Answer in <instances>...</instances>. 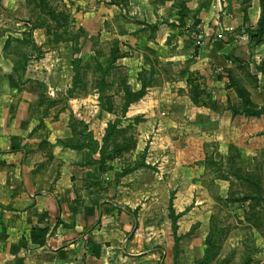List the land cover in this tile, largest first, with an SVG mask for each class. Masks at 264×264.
<instances>
[{
	"label": "crops",
	"instance_id": "obj_1",
	"mask_svg": "<svg viewBox=\"0 0 264 264\" xmlns=\"http://www.w3.org/2000/svg\"><path fill=\"white\" fill-rule=\"evenodd\" d=\"M25 2L0 0V264H180V237L201 252L225 237L229 156H264V111L230 109L232 78L264 110V0H183L182 17L173 0H63L61 26ZM67 28L122 72L79 101ZM240 202L235 224L252 227ZM249 256L264 264V239Z\"/></svg>",
	"mask_w": 264,
	"mask_h": 264
},
{
	"label": "rangeland",
	"instance_id": "obj_2",
	"mask_svg": "<svg viewBox=\"0 0 264 264\" xmlns=\"http://www.w3.org/2000/svg\"><path fill=\"white\" fill-rule=\"evenodd\" d=\"M20 6L28 7L27 13L29 14V17H33V19L35 20L37 19L39 23L43 22L45 17H47L46 14L49 9H56L57 11L66 13V15L68 16L67 19H70V14L65 10L63 0H45L44 3L40 0H26L25 5ZM11 7L16 6L12 4ZM42 7H44L43 10ZM67 29L68 31H66L65 35H63V37H65L66 39H70L73 41L80 36L77 30H73L71 28ZM89 40V43L84 48L82 47V45L80 46L78 44L77 40L75 45L72 42L71 50L69 51L70 57L65 59L70 66L69 81L70 83L74 84H72L74 87L72 89L73 91L71 90L69 98L74 99V101H79L80 99L92 96L93 90L95 86L98 85L100 77H103L104 84L110 85V81L112 80V76L110 73L112 71H114L113 75L115 77L117 76L121 78L122 75V72L115 71V69H111V67L107 70V74H103L99 65L103 67L104 65H107L109 61V54H107L108 45H106L105 43L98 44L99 47L95 48L94 50L96 53V57L94 58L93 52H90L94 49L93 38H90ZM47 91L50 92L49 89H47ZM108 92V90L103 91L104 98L110 97V92ZM67 94H69V92ZM61 98H66V94ZM115 98L116 97H114V99ZM116 99H118V97ZM88 104L89 106L87 108H82V106L79 108L78 106L80 105L75 106L76 112L81 113V115L91 117V115L93 114L92 102L89 101ZM261 110L262 112L264 111L263 109ZM229 157L231 158V160L228 165V169L239 172L245 171L247 175L252 179L254 177V173H257V175H260L261 183L264 185V156L259 159L257 158L256 161L253 160L251 162H247L240 157L237 151H235V153L233 155L230 154ZM227 175V180L229 181L228 196L230 203L227 206L228 208L218 207V213H221V216L225 218L221 223L227 225V229L225 230L226 235L224 237L223 233V236L219 235L218 237H216L218 244L217 246H215V250L213 251L214 253H212V256H214L215 258L216 254L222 250V255H227L225 259L227 260V262H230L229 264H239L244 258L249 260V255L254 252L257 242H259L261 238L262 240L264 239V219H262L263 217L261 216V214L264 213V207H261L258 210V214L254 215L253 217H247V225H251L252 227H242V225L237 227V224L235 223H239L237 214L238 212H240L238 204L241 203L237 198L241 197L242 195L252 193V186L250 185V183H248V181L239 179L235 175ZM224 185L226 187V184ZM251 228L259 230L261 232L260 237H257V235H255V233L251 231ZM199 242L200 245L196 246V248H202L205 243V241L203 240ZM191 246H193V243H191V238L189 236L180 237V243L177 244L175 252L178 259L177 263L190 264L194 261L195 264H207L211 260V258L206 257V251L201 252L198 251L195 246ZM220 259L221 258H218L217 261L215 260V263L222 264V260Z\"/></svg>",
	"mask_w": 264,
	"mask_h": 264
},
{
	"label": "trees",
	"instance_id": "obj_3",
	"mask_svg": "<svg viewBox=\"0 0 264 264\" xmlns=\"http://www.w3.org/2000/svg\"><path fill=\"white\" fill-rule=\"evenodd\" d=\"M40 1H43L44 3L45 0H40ZM173 1L176 7L178 8V13L180 17L185 15V5H184L183 0H173ZM43 9L44 7H42V10ZM46 16L52 19L53 21H55L57 25L59 26L66 24L68 20L67 19L68 16L66 15V13L57 11L56 9H51V10L49 9ZM112 62H114L113 58L112 59L109 58L107 65H104L103 67L99 65L103 74H107V70L111 67ZM103 84H104L103 77H100L98 86L101 87ZM230 84L234 88L237 96L241 99V105L239 107H230L233 114L244 113L245 115H249V116H258L259 114L263 113L261 109H256L255 105L251 102L249 98V93L241 85H239L232 78H230ZM143 92H144V88H142L137 93H130L128 91H125L124 93L125 102L123 105V109L126 107L128 102L136 100L143 94ZM200 94H202V92L197 91L195 92V94L193 93L192 96L193 98H196ZM112 127L113 126H111V128ZM109 132H110V128L107 130V134H109ZM227 174H231L233 176L235 175L239 179L248 181V183H250V185L252 186V193L242 195L241 197H238L237 199L238 201H248L249 202L247 214L253 217L254 215L258 213V209H256L258 205H260L261 207H264V203H263L264 202V185L261 183L260 175H257V173H254V177L252 179L251 177L247 175L245 171L239 172V171H234L231 169H228ZM44 233H45L44 228L33 230L31 232L32 241L38 244H42L44 242V239H43ZM206 242H207V245L209 246V248L206 251V257H209L212 259L214 258V256H212L213 255L212 253H214L213 251L215 250V246H217L218 244L215 234H213V236H209ZM221 263L228 264L226 259H222ZM248 263H249L248 259H245L243 262H241V264H248Z\"/></svg>",
	"mask_w": 264,
	"mask_h": 264
},
{
	"label": "built area",
	"instance_id": "obj_4",
	"mask_svg": "<svg viewBox=\"0 0 264 264\" xmlns=\"http://www.w3.org/2000/svg\"><path fill=\"white\" fill-rule=\"evenodd\" d=\"M193 35H194L195 37H198L195 33H193ZM200 42H201V41H197V43H199V44H200Z\"/></svg>",
	"mask_w": 264,
	"mask_h": 264
}]
</instances>
